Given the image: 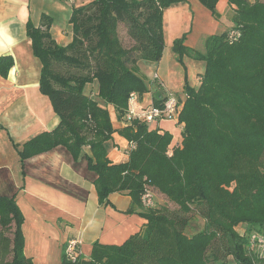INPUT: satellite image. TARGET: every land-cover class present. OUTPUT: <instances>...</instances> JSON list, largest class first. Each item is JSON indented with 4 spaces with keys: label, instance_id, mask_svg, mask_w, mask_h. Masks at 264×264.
<instances>
[{
    "label": "trees",
    "instance_id": "trees-1",
    "mask_svg": "<svg viewBox=\"0 0 264 264\" xmlns=\"http://www.w3.org/2000/svg\"><path fill=\"white\" fill-rule=\"evenodd\" d=\"M184 1L92 0L73 8V41L65 47L53 39L50 17L43 16L38 27L27 25L42 64L40 90L60 124L23 144L21 160L64 147L75 161H88L101 203L127 193L129 213L146 221L121 245L94 244L88 259H70L66 245L62 264H230L231 258L234 264H264V248L252 240L264 238V0H228L232 28L208 37L203 53L187 47L185 38L173 42L182 66L185 57L206 64L197 89L184 85L180 145H173L168 132L126 119L132 95L137 100L152 85L162 91L160 97L141 110L166 102L167 89L153 83L157 73L149 77L140 63L161 61L164 11ZM198 1L219 19L220 0ZM120 25L133 42L129 48ZM13 66L11 56L0 57L1 76L7 78ZM94 83L104 106L86 93ZM108 106L129 125L116 130ZM116 132L136 145L121 164L110 161L106 148ZM147 193L155 206H144ZM157 194L176 209L158 207ZM197 218L204 227L188 235ZM23 222L15 198L0 196V264H34L24 253ZM240 225L247 228L244 235Z\"/></svg>",
    "mask_w": 264,
    "mask_h": 264
},
{
    "label": "crops",
    "instance_id": "crops-1",
    "mask_svg": "<svg viewBox=\"0 0 264 264\" xmlns=\"http://www.w3.org/2000/svg\"><path fill=\"white\" fill-rule=\"evenodd\" d=\"M91 1L0 0V57L11 56L14 61L7 78L0 75V196L15 198L23 213L24 253L34 264H62L65 246L75 239L80 241L81 258L88 259L94 244L121 245L146 224L138 214L129 213L132 200L127 193L113 194L107 203L100 202L97 175L86 158L75 161L66 148L58 147L23 162L18 151L30 139L60 124L50 99L40 90L42 64L33 53L27 25L38 27L43 16L50 17L52 37L65 47L73 41V8ZM217 12L219 19L198 0H185L168 8L163 15L165 51L161 61L140 63L149 77L157 73L182 105L186 100L185 83L197 89L202 76L191 82L189 68L197 63L205 68L206 64L185 57L182 66L173 53V42L185 38L187 47L205 52L208 37L232 28L233 10L228 0L219 1ZM89 86H93L91 97L104 106L97 96L98 84L88 85L87 94ZM161 92L156 84L150 86L149 93L136 100L137 108L146 109ZM108 110L116 130L129 125L117 119L112 106ZM173 124L179 136L171 133ZM152 128L172 134L173 145L182 142L183 126L177 121H160ZM129 147L118 132L113 134L106 143L110 161L127 162ZM84 153L90 155V149L85 148Z\"/></svg>",
    "mask_w": 264,
    "mask_h": 264
},
{
    "label": "built area",
    "instance_id": "built-area-1",
    "mask_svg": "<svg viewBox=\"0 0 264 264\" xmlns=\"http://www.w3.org/2000/svg\"><path fill=\"white\" fill-rule=\"evenodd\" d=\"M236 33L231 34V38H235ZM161 78L158 74H155L153 77V83H157L160 86L166 88L163 81L161 82ZM131 109L126 116L128 122L132 120H137L143 124L148 126L153 125L160 121L166 120H174L178 121L179 113L182 108V103L178 101L177 97L171 93L170 91L167 92L166 102L162 107L151 106L147 110H140L137 108V101L135 95H132L130 100ZM129 150L135 149L136 145L134 143L129 144ZM143 204L145 207H153L155 206L154 196L150 193H147L143 197ZM252 240L255 242L257 241L258 244L264 248V238L259 237L257 235L252 236ZM80 241L75 239L71 240L67 243V247L65 253L70 259L76 260L77 257L81 256V252L79 249Z\"/></svg>",
    "mask_w": 264,
    "mask_h": 264
},
{
    "label": "rangeland",
    "instance_id": "rangeland-1",
    "mask_svg": "<svg viewBox=\"0 0 264 264\" xmlns=\"http://www.w3.org/2000/svg\"><path fill=\"white\" fill-rule=\"evenodd\" d=\"M119 33H120V38H121V40L123 42V45L125 47H127V48L131 47L133 45V42L128 38L127 31H126V29H125V27L123 25H120ZM189 71H190V74L191 73L193 74V78H192L191 82H195V80H196V78H198L199 74L200 75L204 74L205 68L203 66H201L200 63H197V64H194L193 66H191L189 68ZM180 72L183 73V75H185L184 68L180 67ZM91 89H93V86H89L88 94L93 95L91 93ZM166 121H172V120H166ZM173 123H175V122H173ZM172 128L173 129L171 130V133L174 136H179L178 128L176 127V125L173 124ZM155 199H156L158 207H167L170 210H175L176 209V207L173 204L168 202V200L165 197H163V196H161L159 194L156 195ZM203 227H204V221L202 219H198L197 218V219L193 220L190 223V226H189V228L187 230V234L188 235H194L197 232H199L200 230H202ZM237 230H238V232L241 235H244L245 231H247V228H246L245 225H240L237 228ZM230 261H231L230 264H234L232 258L230 259Z\"/></svg>",
    "mask_w": 264,
    "mask_h": 264
}]
</instances>
